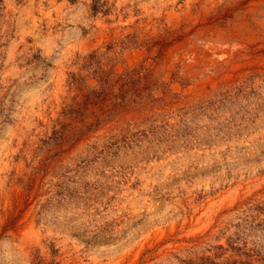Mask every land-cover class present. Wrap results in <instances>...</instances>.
<instances>
[{
    "label": "rangeland",
    "instance_id": "1",
    "mask_svg": "<svg viewBox=\"0 0 264 264\" xmlns=\"http://www.w3.org/2000/svg\"><path fill=\"white\" fill-rule=\"evenodd\" d=\"M264 264V0H0V264Z\"/></svg>",
    "mask_w": 264,
    "mask_h": 264
},
{
    "label": "trees",
    "instance_id": "2",
    "mask_svg": "<svg viewBox=\"0 0 264 264\" xmlns=\"http://www.w3.org/2000/svg\"><path fill=\"white\" fill-rule=\"evenodd\" d=\"M37 264H43V262H42V261H40V262H38Z\"/></svg>",
    "mask_w": 264,
    "mask_h": 264
}]
</instances>
